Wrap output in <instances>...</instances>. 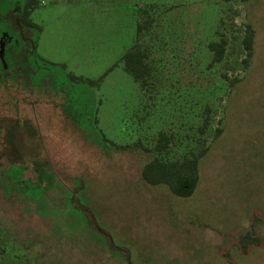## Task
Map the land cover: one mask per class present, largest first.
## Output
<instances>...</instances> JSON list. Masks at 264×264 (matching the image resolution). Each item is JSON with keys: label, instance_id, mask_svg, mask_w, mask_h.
Segmentation results:
<instances>
[{"label": "rangeland", "instance_id": "374dc122", "mask_svg": "<svg viewBox=\"0 0 264 264\" xmlns=\"http://www.w3.org/2000/svg\"><path fill=\"white\" fill-rule=\"evenodd\" d=\"M38 2L34 81L0 85V264H264V0ZM14 46L0 22V63ZM130 50L145 55L144 86L123 69ZM222 119L190 198L144 181L146 163L198 153ZM248 232L260 242L244 248Z\"/></svg>", "mask_w": 264, "mask_h": 264}, {"label": "trees", "instance_id": "16d2710c", "mask_svg": "<svg viewBox=\"0 0 264 264\" xmlns=\"http://www.w3.org/2000/svg\"><path fill=\"white\" fill-rule=\"evenodd\" d=\"M223 1L231 2L234 0ZM241 1L245 2L247 0ZM38 3V0H26L21 13L15 12L12 9H7L3 14L0 11V22H3L7 25L8 32L13 34V38L15 40V46L9 50L8 56L4 57L2 59V63H0L1 86L4 83L3 79L7 78L6 76H9L11 79L16 80L17 82H22L26 86H30L32 81H34L36 71L38 70V65L36 64L34 66L33 62L31 61V56L34 52V46L30 36V29H39V27L31 20V14L37 8ZM254 35V29L251 25L247 24L243 30L241 43L245 52V58L243 59V65L245 67H248L249 61L253 54ZM226 46L227 40L224 38H221L219 42H213L208 45V48L213 53L211 62L212 64L220 63L223 60ZM144 58L145 55L143 52L138 50H130L125 53L121 59L124 71L141 86L145 85L147 77L149 76V69L144 62ZM4 64L8 67H5ZM112 70L113 68L109 69L107 73ZM107 73H105L97 81L82 79L72 74H69V78L77 82H83L91 86H97L99 82L107 75ZM67 92L68 91H66V93ZM70 103L68 102V107H71ZM209 125V119L206 118L199 129L200 133L203 135L206 134V129L209 127ZM219 133L220 129L216 128L214 135L218 136ZM170 143V137L162 132L159 134L154 150L158 153H164L168 151ZM206 152L207 146L201 149L198 153L186 156L179 161L165 159L162 161L158 158H153L144 165L142 177L149 185H165L175 196L187 198L193 194L197 186L199 180L198 163L199 160L206 154ZM73 204L75 207H77V203L75 201H73ZM85 215L87 224L89 226H93L94 223L91 220L90 215L88 213H85ZM105 241L110 240L105 238ZM258 242H260V239L258 237H253L252 233L248 232L242 246L245 248L246 246Z\"/></svg>", "mask_w": 264, "mask_h": 264}, {"label": "crops", "instance_id": "0c3cea01", "mask_svg": "<svg viewBox=\"0 0 264 264\" xmlns=\"http://www.w3.org/2000/svg\"><path fill=\"white\" fill-rule=\"evenodd\" d=\"M254 32H255V30H254ZM254 37H255V35H254ZM252 57H254V41H253V54H252ZM252 57H251V59H252ZM250 59V60H251ZM249 64H250V61H249ZM249 66V65H248ZM248 68V67H247ZM222 125H220V126H218L217 128H219L220 129V133H219V135L218 136H213L212 137V141L210 142V143H208V145H207V152H206V154L199 160V163H198V175H199V165H200V163H201V161L203 160V158H205L206 156H207V154H208V152L210 151V148H211V146H213V144H214V142L216 141V140H219V139H221V137L223 136V119H222ZM216 129V128H215ZM215 129H214V132H215ZM213 132V133H214ZM199 177H200V175H199ZM149 185V184H148ZM199 185V180H198V183H197V186ZM152 186V185H151ZM157 186H164V187H166V188H168L167 186H165V185H157ZM197 186H196V188H197ZM196 188H195V190H196ZM169 190V189H168ZM194 190V192H193V194L196 192ZM170 191V190H169ZM171 192V191H170ZM172 194V193H171ZM192 194V195H193ZM174 195V194H173ZM191 195V196H192ZM175 196V195H174ZM191 196H189V197H187V198H190ZM178 197V196H177ZM180 198V197H179ZM187 198H183V199H187Z\"/></svg>", "mask_w": 264, "mask_h": 264}]
</instances>
